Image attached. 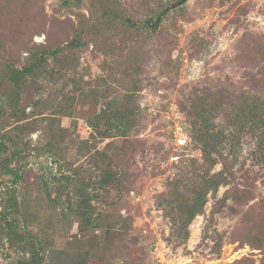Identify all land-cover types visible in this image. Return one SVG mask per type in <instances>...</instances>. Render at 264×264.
<instances>
[{
    "label": "rangeland",
    "instance_id": "obj_1",
    "mask_svg": "<svg viewBox=\"0 0 264 264\" xmlns=\"http://www.w3.org/2000/svg\"><path fill=\"white\" fill-rule=\"evenodd\" d=\"M176 1L0 0V135L23 124L11 161L22 179L7 189L12 176L0 169V204L15 193L21 230L56 251L58 264L81 251L87 264H264V144L256 149L260 132L237 134L225 120L246 100L264 103V0ZM75 36L81 45L66 46ZM59 46L67 65L48 58L10 109L4 63L21 67ZM211 93L226 102L212 119L226 134L212 171L228 179L179 244L158 201L167 180L201 160L190 123L204 124L194 105ZM123 106L132 116L124 135L91 131L88 116ZM109 165L119 181L101 183ZM66 176L92 194L97 237L61 218ZM1 235L0 264L28 257Z\"/></svg>",
    "mask_w": 264,
    "mask_h": 264
},
{
    "label": "trees",
    "instance_id": "obj_2",
    "mask_svg": "<svg viewBox=\"0 0 264 264\" xmlns=\"http://www.w3.org/2000/svg\"><path fill=\"white\" fill-rule=\"evenodd\" d=\"M65 1L68 3L70 0ZM186 1L177 0L174 6L184 4ZM159 24L160 17L157 15L152 27L155 28ZM79 39L80 37L75 36L65 45L77 47L81 45ZM48 58H52L57 65H67L70 60V57L59 46L41 52L21 67L13 65L10 61L4 63L6 81L11 88L5 94L3 101L7 100V105L10 109L13 111L17 109L20 90L26 78L46 73L42 65ZM56 74L57 72L54 70L52 76ZM200 100L199 105H194L196 112L193 116L195 119H203L204 124L190 123V135L192 141L196 143L200 150L201 160L191 164L190 170L177 173L167 180L169 189L160 195L158 201V206L171 224V236L177 239L179 244L188 239V226L195 216L203 211L208 194L214 193L220 185L226 184L228 179L222 170L212 171L213 166L218 162V156H220V146L226 138L225 129L222 127L216 131L213 130L212 119L218 117L220 109L226 102L218 93H211L200 98ZM258 102L246 100L240 105L237 112L225 118L227 125L231 126L234 129L233 132L237 134L245 132L253 136L260 132V139L256 144V149L262 148L264 144V103ZM107 104L111 106V102ZM131 119L130 112L123 106L121 109L112 110L110 114L98 113L88 116L86 122L91 131H95L102 138H107L114 136V134L124 135L130 128L129 122ZM101 121L104 122L103 128L99 126ZM21 127H23V124H15L8 130L1 132L0 135V155L5 154V157L0 161V169H4L6 175L12 176L11 184L7 186V189L11 190L16 189L17 183L22 179L20 169L17 166H11V161H13L14 155L17 153L16 148H14L17 146L15 135ZM11 131L15 133L10 134ZM103 171L105 174L100 180L101 183H112L113 180L119 181L121 172L116 166L109 165ZM64 180L65 186L68 185L69 189L66 190L67 200L61 207V218L76 222L80 232L87 234L92 232L97 237L96 231L100 229V224H102L103 220L92 204V194L85 191L86 188L83 184L73 182L74 179L70 176H66ZM11 190L0 204V230H2V237L9 241L16 240V242L20 243L18 246L20 251L25 254L28 253V257L18 260V263L58 264L55 255L56 251L51 249L47 253L43 252V244L39 237H36L30 231H26L27 229L21 230L22 225L27 224V219L21 210L15 193ZM58 192L57 197L61 196L60 193H63L59 190ZM220 201L223 203L224 199ZM217 209L213 211H217ZM84 242V240H81V243ZM88 258L89 253L81 251L73 258L72 264H87Z\"/></svg>",
    "mask_w": 264,
    "mask_h": 264
}]
</instances>
